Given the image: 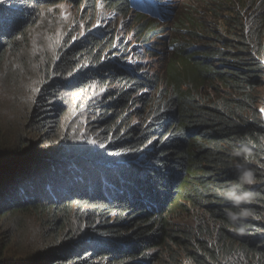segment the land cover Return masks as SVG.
<instances>
[{"label":"trees","instance_id":"obj_1","mask_svg":"<svg viewBox=\"0 0 264 264\" xmlns=\"http://www.w3.org/2000/svg\"><path fill=\"white\" fill-rule=\"evenodd\" d=\"M179 1L173 37L143 45L160 71L141 75L114 24L53 43L29 29L61 2L90 23L102 2L134 17L141 42L175 0H0V219L10 239L34 220L39 242L7 261L0 232V264H264V6ZM92 86L75 103L88 132L61 133L65 92ZM241 145L255 182L233 223L217 193ZM178 207L197 212L193 226H171Z\"/></svg>","mask_w":264,"mask_h":264},{"label":"rangeland","instance_id":"obj_2","mask_svg":"<svg viewBox=\"0 0 264 264\" xmlns=\"http://www.w3.org/2000/svg\"><path fill=\"white\" fill-rule=\"evenodd\" d=\"M258 1L262 2L264 6V0ZM180 2L181 1L179 0H175V2H172V4L168 6L169 9L171 8L173 11L170 13V16L167 15V17L169 16L168 19L165 18L164 22H159V26L164 27V30L157 31L156 35L148 34L146 39L141 42L137 40L134 35H132L133 27L131 26L134 24V17L132 15L122 17L116 14L114 10L105 8L102 2L97 3L94 18L90 23H88V19L85 15L81 18L79 17L77 8L72 4L69 5L66 2H61L54 7L47 8L44 12L45 16L40 20V22H37L35 27L32 29L30 27L28 34L31 32V38L34 40L42 39L46 43H53L56 37L59 38L61 35H65L66 33H70L71 38L74 39L76 36L85 34L86 30H99L110 24H114L116 26V30L118 31L115 39H117L118 42L126 40L125 42H127L129 50L132 49V54L127 58L128 63L131 64L132 62L135 65L133 67L134 70H138V67L141 66V71L139 72L143 75L145 74V71L150 73L158 69L160 71V59L159 61L157 60L153 62L151 58L142 56V49H144L145 46L152 45V43H157V37L161 35H167L171 38L173 37V29L177 23L176 15L180 9ZM156 48H158L161 52L164 49V47L160 46V44ZM161 55L162 58H165L166 53L162 52ZM115 56L116 55H113L112 57L110 56L109 60H112ZM146 64L148 65L144 67ZM96 91L97 88L92 86L91 89L87 90H75L69 93V95L65 92L63 98L66 100L67 106L59 121L61 133L69 132L70 135L81 139V137L88 132L90 122L87 121L85 113L79 112L75 103L77 100H81L82 102L86 101L90 98L91 94ZM154 93L155 92H152V94ZM262 96H264L263 90ZM88 135L91 143H94L92 135ZM72 141V143L81 142L78 139H74ZM143 160H146L145 157ZM197 215L196 211H191L188 214L186 210L178 207L176 214H174V217L172 216L171 218V226L175 229L177 227H191L194 225V218L197 217ZM31 219H34V217H31ZM21 228L22 231L18 233L16 232L10 239L9 237L13 231V226L4 219H0V232L5 233L8 237L9 257L7 261L26 259L34 253L32 248H37L36 244L39 242H34L35 240L37 241L36 237L33 239V237L36 236L34 232L37 228V222H34V220H30L29 222L25 221ZM13 256L16 258L15 260H13Z\"/></svg>","mask_w":264,"mask_h":264},{"label":"clouds","instance_id":"obj_3","mask_svg":"<svg viewBox=\"0 0 264 264\" xmlns=\"http://www.w3.org/2000/svg\"><path fill=\"white\" fill-rule=\"evenodd\" d=\"M233 156L235 159L231 161V165L236 172V180L219 190L217 194L224 202L231 205L224 213L227 220L236 223L250 214L245 205L251 203L252 194L244 189L246 185L255 182V175L253 169L249 166L250 161L246 156L243 145L234 150Z\"/></svg>","mask_w":264,"mask_h":264},{"label":"snow or ice","instance_id":"obj_4","mask_svg":"<svg viewBox=\"0 0 264 264\" xmlns=\"http://www.w3.org/2000/svg\"><path fill=\"white\" fill-rule=\"evenodd\" d=\"M262 111H264V109H262Z\"/></svg>","mask_w":264,"mask_h":264}]
</instances>
